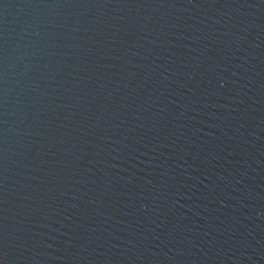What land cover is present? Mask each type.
Returning a JSON list of instances; mask_svg holds the SVG:
<instances>
[{
    "label": "water",
    "instance_id": "obj_1",
    "mask_svg": "<svg viewBox=\"0 0 264 264\" xmlns=\"http://www.w3.org/2000/svg\"><path fill=\"white\" fill-rule=\"evenodd\" d=\"M0 264H264V0H0Z\"/></svg>",
    "mask_w": 264,
    "mask_h": 264
}]
</instances>
